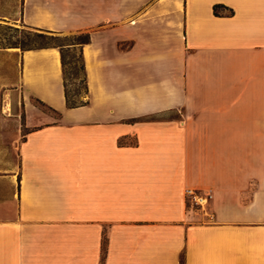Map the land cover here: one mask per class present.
I'll list each match as a JSON object with an SVG mask.
<instances>
[{
  "label": "crops",
  "instance_id": "0c3cea01",
  "mask_svg": "<svg viewBox=\"0 0 264 264\" xmlns=\"http://www.w3.org/2000/svg\"><path fill=\"white\" fill-rule=\"evenodd\" d=\"M19 15L88 34L87 95L67 108L58 48L21 53L0 264H264V0H22ZM186 190L211 200L190 209Z\"/></svg>",
  "mask_w": 264,
  "mask_h": 264
},
{
  "label": "rangeland",
  "instance_id": "374dc122",
  "mask_svg": "<svg viewBox=\"0 0 264 264\" xmlns=\"http://www.w3.org/2000/svg\"><path fill=\"white\" fill-rule=\"evenodd\" d=\"M21 2L22 0H0V174L9 171L16 164V146L20 131L24 132L19 127L25 120V104L20 84L21 53L24 49L61 48L69 99L76 103L86 100L80 70L79 43L87 33L59 34L27 26L20 20ZM39 34L45 38L37 37ZM30 102L50 118H58L57 114L40 106L33 99ZM11 192L12 187L1 183L0 201L8 198ZM189 207L194 208L191 203Z\"/></svg>",
  "mask_w": 264,
  "mask_h": 264
},
{
  "label": "trees",
  "instance_id": "16d2710c",
  "mask_svg": "<svg viewBox=\"0 0 264 264\" xmlns=\"http://www.w3.org/2000/svg\"><path fill=\"white\" fill-rule=\"evenodd\" d=\"M222 6L220 5H216L213 7V11H214V14H217V10L219 8H221ZM37 37L39 38H45L43 35L39 34V35H36ZM88 34H85L83 36V39L80 41V48L83 44H86L88 42ZM55 47V46H54ZM44 48H49V47H39V48H32V47H28L26 49H24L23 51H27V50H33V49H44ZM60 50V58H61V66H62V74H63V87H64V97H65V102H66V106L67 108H75V107H79V106H83L86 104V100L84 102H71L70 99H69V96H68V90H67V84H66V77H65V62H64V54H63V51L61 48H59ZM80 70L82 71V80H83V83H84V95L86 97L87 95V86H86V78H85V70H84V64H83V61H82V57H81V54H80ZM40 104L42 106H44V104H42L40 102ZM50 109V108H49ZM52 110V109H50Z\"/></svg>",
  "mask_w": 264,
  "mask_h": 264
},
{
  "label": "built area",
  "instance_id": "2783aa9c",
  "mask_svg": "<svg viewBox=\"0 0 264 264\" xmlns=\"http://www.w3.org/2000/svg\"><path fill=\"white\" fill-rule=\"evenodd\" d=\"M185 196L187 203H191L195 209L200 207L202 203L207 204L211 200V195L209 193L203 194L193 190H186Z\"/></svg>",
  "mask_w": 264,
  "mask_h": 264
}]
</instances>
